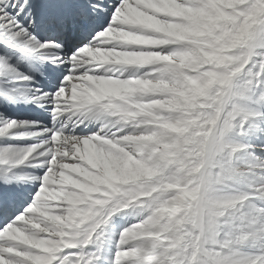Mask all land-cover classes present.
Wrapping results in <instances>:
<instances>
[{"label": "snow or ice", "instance_id": "obj_1", "mask_svg": "<svg viewBox=\"0 0 264 264\" xmlns=\"http://www.w3.org/2000/svg\"><path fill=\"white\" fill-rule=\"evenodd\" d=\"M241 26L247 63L217 68ZM0 264H264V0H0Z\"/></svg>", "mask_w": 264, "mask_h": 264}, {"label": "rangeland", "instance_id": "obj_2", "mask_svg": "<svg viewBox=\"0 0 264 264\" xmlns=\"http://www.w3.org/2000/svg\"><path fill=\"white\" fill-rule=\"evenodd\" d=\"M163 3L165 4V6L171 7L174 4V0H163ZM177 13L179 15H181V16L191 15V14L187 13L186 10H177ZM153 27L155 28V30L158 33H160L161 35H165V36L169 37L170 39H172V38H174V39H183L186 36L193 35L192 32H190V31H188L186 29H181L178 26L164 25L162 23H158V24L153 25ZM139 44L142 45V46H145V47L161 46V44H159V43H157L155 41L154 37H148L145 40L138 41V45ZM139 54H143L144 56L143 55H142L143 57L141 55L139 56ZM139 54L138 53H132V54L128 53V56H127L128 58L127 59L126 58H121L122 63L125 62L126 64H132L133 63V64H141V65L150 64V63H162V64L176 65L177 67H179L181 69V71H184V72L198 71L195 61H190V60H188V61L172 60V59H169V58L161 56L159 53H139ZM101 55H103V56H101L102 59H105V60L107 59V60H110L111 62H113V61L116 62V58L115 57H112V58L105 57L106 54H104V53H102ZM123 59H125V61ZM126 60H128L127 62H129V63H127ZM182 63H184V64L191 63V67L181 66ZM114 166L116 167L114 172H112L111 175H109L108 173L107 174L109 176H111V177H114V179H116V180L128 181V179L131 180L134 177H136L137 174H138L137 169H134L131 165H129V167L133 168V169L124 170L125 172L124 171L121 172V165L114 164ZM132 174H134L135 176L132 175ZM255 179H256L255 177H252V176L249 177L250 181H254ZM51 191L54 192V190H51ZM51 196H55L54 198H56L55 192Z\"/></svg>", "mask_w": 264, "mask_h": 264}, {"label": "bare ground", "instance_id": "obj_3", "mask_svg": "<svg viewBox=\"0 0 264 264\" xmlns=\"http://www.w3.org/2000/svg\"><path fill=\"white\" fill-rule=\"evenodd\" d=\"M145 42V41H144ZM138 43V42H137ZM140 45V44H139ZM132 54V53H131ZM139 54V53H138ZM134 55V54H133ZM142 56L143 54H139V56ZM101 56H103V55H101ZM128 56V54H124V55H121V56H118V57H116V56H110V55H105V57H110V58H112V57H115L116 58V62L115 63H122V60H121V58H128L127 57ZM144 56V55H143ZM142 56V57H143ZM137 57V56H136ZM107 60V59H106ZM124 61H125V59H123ZM138 60V59H137ZM113 61V60H112ZM119 61V62H118ZM128 60H126V62H127ZM114 62V61H113ZM125 63V62H124ZM127 63H129V62H127ZM148 63V62H147ZM126 64V63H125ZM133 64V63H132ZM147 83V82H146ZM20 87H21V89H23V88H25V87H27L28 85H27V83H21L20 85H19ZM121 87L122 86H120V85H115V84H112V85H101V86H98V91H100L101 93H103V94H108V93H115V92H119L120 90H121ZM32 107L33 106H31V105H23V104H21V105H18L17 107H15V108H13V109H11V112H12V114L14 115V116H16V117H18V118H25V117H28V116H31V115H33L34 114V112L32 111ZM9 143H12V144H15V143H19V141H15V140H11V141H8ZM105 168L107 169V173L109 174V175H111V173L112 172H114V170H115V166H114V164H111V165H109V164H106L105 165ZM127 169H133V168H130L129 167V165H128V163H124V164H122L121 165V172L122 171H124V170H127ZM30 169H28V168H25V171H29ZM133 171V170H132ZM138 171V170H137ZM125 172V171H124ZM123 172V173H124ZM130 172V171H129ZM131 174V173H130ZM113 175V174H112ZM132 175H134V174H132ZM118 176V175H117ZM135 176V175H134ZM114 178V177H113ZM128 178V177H127ZM129 180V179H128ZM238 189L239 190H241V191H243V190H246V186L245 185H240V186H238ZM53 191H51L50 190V192H49V197L48 198H50V199H55L54 197L55 196H51V195H53ZM53 197V198H52ZM41 215H47L46 213H41ZM134 221H133V219H132V217L129 215V216H118V217H116V219H115V224L118 226V228H117V230L119 229V227H123V226H125L126 225V223L127 224H130V223H133Z\"/></svg>", "mask_w": 264, "mask_h": 264}, {"label": "clouds", "instance_id": "obj_4", "mask_svg": "<svg viewBox=\"0 0 264 264\" xmlns=\"http://www.w3.org/2000/svg\"><path fill=\"white\" fill-rule=\"evenodd\" d=\"M245 32V27L241 26L234 35H232L229 39H226L223 43H221L220 47L217 48L211 55L216 58V67L217 68H223L227 69L228 66L232 63H235L237 61L243 60L244 63H247V56L248 52L245 48L243 36ZM228 33H231V29H226L222 35H227ZM233 49H236L235 54L232 56L223 55L225 51H232ZM211 58V57H210ZM191 61V60H190ZM181 66L184 67H191V63L184 64L182 63ZM240 67H243V64L240 65ZM204 74H201L203 76ZM191 173H188L187 175H190ZM188 183H192V180H188ZM199 185H197V188ZM192 199L196 200L197 197L195 195V192L192 193ZM193 207L194 214L199 210L196 206Z\"/></svg>", "mask_w": 264, "mask_h": 264}]
</instances>
